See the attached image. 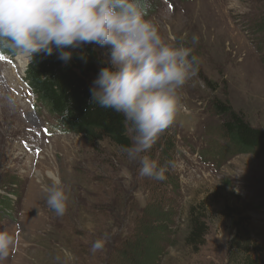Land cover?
I'll use <instances>...</instances> for the list:
<instances>
[{"label":"rangeland","instance_id":"1","mask_svg":"<svg viewBox=\"0 0 264 264\" xmlns=\"http://www.w3.org/2000/svg\"><path fill=\"white\" fill-rule=\"evenodd\" d=\"M147 3L148 16L160 32L176 37L177 43L184 37L182 42L199 60L196 75L179 90L177 116L169 126L176 134L173 170L179 190L166 185V201L158 210L163 217L183 210V217L178 222L179 245L162 263L235 264L230 251L235 236L232 219L249 229L257 246L253 252L264 263V152H240L225 137L224 118L214 108L225 102L252 127L264 131V0ZM193 35L199 37L195 44ZM93 47L103 60L106 49ZM27 64L23 71L16 57L0 55V193L12 183L21 196L17 214L0 225V230L17 238L16 248L0 264L150 260L157 229L155 234L140 231L139 250L125 246L114 251L112 244L136 225L131 203L137 200V208L144 209L155 179L134 174L127 166L137 162L107 143L94 148L83 134L61 126L28 86ZM48 170L59 174L68 195L63 215L46 203L43 184ZM123 199L128 202L125 209ZM191 207L202 212L207 224L205 243L198 251L184 243L190 233ZM147 221L140 226L145 228ZM101 238L106 240L104 247L93 253L92 244ZM62 249L74 259H67Z\"/></svg>","mask_w":264,"mask_h":264},{"label":"clouds","instance_id":"2","mask_svg":"<svg viewBox=\"0 0 264 264\" xmlns=\"http://www.w3.org/2000/svg\"><path fill=\"white\" fill-rule=\"evenodd\" d=\"M147 7V0H0V55L29 64L40 54H55L68 64L86 45L106 49L105 66L89 89L90 102L123 117L131 133V145L123 151L129 161L139 163V175L163 180L167 168L147 153L175 121L179 90L196 75L199 60L182 42L184 37L177 43L176 37L160 32ZM198 40L192 36L193 44ZM86 56L80 52L78 58ZM46 176V203L63 215L68 203L63 181L52 170ZM105 243L97 239L91 251ZM16 246L15 235L0 230V259ZM61 251L74 259L67 249Z\"/></svg>","mask_w":264,"mask_h":264},{"label":"trees","instance_id":"3","mask_svg":"<svg viewBox=\"0 0 264 264\" xmlns=\"http://www.w3.org/2000/svg\"><path fill=\"white\" fill-rule=\"evenodd\" d=\"M80 52L87 54L86 60L78 58ZM8 56L14 57L10 54ZM104 66L99 52L93 45H86L82 49L76 50V54L68 64L60 61L55 54L36 56L28 64L26 80L33 94L48 106L52 114L58 118L60 125L68 132L83 134L90 144H95L94 148L99 149L96 144L101 146L103 143H107L116 152L124 155L126 153L123 149L131 145V133L125 127L123 117L112 110L102 109L90 102L91 83L99 69ZM214 106L216 112L224 118L222 131L230 143L232 142L243 153L264 152L263 130L252 127L243 116L232 110L225 102H217ZM177 153L176 134L168 127L159 135L147 153L159 165L167 168L165 179L155 180L151 199L144 209L137 208V200L131 203L136 225L130 226L124 236L115 237L112 244L114 251H121L125 246L127 249L139 250L142 246L141 241L137 240L140 231L142 234H151V232L155 234L154 229H157V232L153 253L150 260L146 259L142 264H163L162 262L170 254V249L179 245L180 234L177 229L179 228V219L183 217V210L171 211V215L165 214V217L159 214L158 210L159 205L166 201L164 189L166 185L172 187L173 190H179L177 174L173 170V160ZM117 156L116 154L114 157ZM127 167L134 174L139 175L140 165L138 162ZM160 185L162 190H159ZM13 187L17 186L11 183L8 187L9 191H7L8 188L3 187L5 188L4 192L0 193V225L5 219L11 220L17 214L21 196L12 189ZM16 194L18 195L17 201L14 200ZM127 203L126 199H123V209ZM147 219V226L141 227L140 224ZM189 224L190 233L184 238V243L187 247L192 246L198 251L205 243L202 239L205 237L207 224L203 221L202 212L196 207H191L189 211ZM232 225L235 236L230 242V251L236 257L233 259L235 264H240V261L241 264H264L261 257L253 252V248L257 246L251 242V232L243 224V221L232 219Z\"/></svg>","mask_w":264,"mask_h":264},{"label":"bare ground","instance_id":"4","mask_svg":"<svg viewBox=\"0 0 264 264\" xmlns=\"http://www.w3.org/2000/svg\"><path fill=\"white\" fill-rule=\"evenodd\" d=\"M18 61H19V64H20L21 69L24 71L25 70V67H26V64H27V60H20V59H18Z\"/></svg>","mask_w":264,"mask_h":264}]
</instances>
